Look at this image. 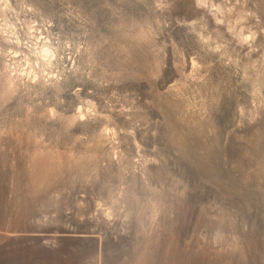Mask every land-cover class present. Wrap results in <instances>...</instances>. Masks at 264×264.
<instances>
[{"label": "rangeland", "instance_id": "1", "mask_svg": "<svg viewBox=\"0 0 264 264\" xmlns=\"http://www.w3.org/2000/svg\"><path fill=\"white\" fill-rule=\"evenodd\" d=\"M0 264H264V0H0Z\"/></svg>", "mask_w": 264, "mask_h": 264}, {"label": "bare ground", "instance_id": "2", "mask_svg": "<svg viewBox=\"0 0 264 264\" xmlns=\"http://www.w3.org/2000/svg\"><path fill=\"white\" fill-rule=\"evenodd\" d=\"M49 51H50V50H46V52H48V53H49Z\"/></svg>", "mask_w": 264, "mask_h": 264}]
</instances>
